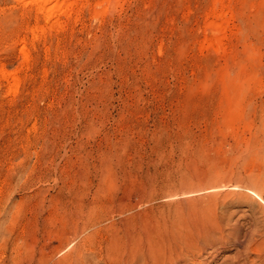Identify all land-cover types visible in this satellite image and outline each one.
Returning <instances> with one entry per match:
<instances>
[{
    "label": "rangeland",
    "instance_id": "374dc122",
    "mask_svg": "<svg viewBox=\"0 0 264 264\" xmlns=\"http://www.w3.org/2000/svg\"><path fill=\"white\" fill-rule=\"evenodd\" d=\"M59 3L0 0V264H122L184 182L264 170V0Z\"/></svg>",
    "mask_w": 264,
    "mask_h": 264
},
{
    "label": "bare ground",
    "instance_id": "6f19581e",
    "mask_svg": "<svg viewBox=\"0 0 264 264\" xmlns=\"http://www.w3.org/2000/svg\"><path fill=\"white\" fill-rule=\"evenodd\" d=\"M31 1L37 5L38 11L46 12V17L50 19L56 10L60 11L62 8L60 0ZM68 7L69 5L65 8ZM261 153L264 157L263 150ZM219 182L212 180L207 189L194 192L188 190L184 182V201H181L184 208L158 211L160 218L157 217L156 222H153L150 232L138 237L139 245L136 244L135 249L130 247L131 251L121 263L215 264L222 250L242 242L246 245L243 252L246 258H249L248 253L254 248L253 241L260 242L256 241L257 237L264 239V205L260 194V189L264 186V170L258 176L250 177L234 169L221 183ZM223 188H226V191H223ZM254 195L258 197L253 198ZM239 201L251 202L253 211L262 217L255 229L249 231L250 233L247 230L244 235L237 227L238 224L229 223L231 216L225 211L230 202ZM78 260L77 264H82ZM253 261L250 260V263H254Z\"/></svg>",
    "mask_w": 264,
    "mask_h": 264
}]
</instances>
